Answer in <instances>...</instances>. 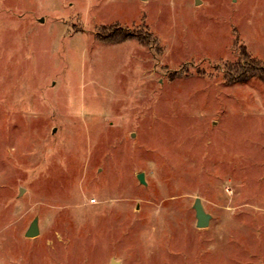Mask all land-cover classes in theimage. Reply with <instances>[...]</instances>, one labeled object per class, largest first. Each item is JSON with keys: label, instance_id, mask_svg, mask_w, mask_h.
Returning a JSON list of instances; mask_svg holds the SVG:
<instances>
[{"label": "rangeland", "instance_id": "374dc122", "mask_svg": "<svg viewBox=\"0 0 264 264\" xmlns=\"http://www.w3.org/2000/svg\"><path fill=\"white\" fill-rule=\"evenodd\" d=\"M251 59L264 0H0V264H264Z\"/></svg>", "mask_w": 264, "mask_h": 264}, {"label": "water", "instance_id": "95a60500", "mask_svg": "<svg viewBox=\"0 0 264 264\" xmlns=\"http://www.w3.org/2000/svg\"><path fill=\"white\" fill-rule=\"evenodd\" d=\"M197 1L198 0H195V3ZM136 177L141 184H145L143 173H138ZM193 209L195 211L196 226L198 228H206L209 224L211 216L210 214L205 212L204 207L199 198H195L194 203H193ZM38 234H39L38 220L37 218H35L31 222L27 232L25 233V236L35 237V236H38Z\"/></svg>", "mask_w": 264, "mask_h": 264}, {"label": "trees", "instance_id": "16d2710c", "mask_svg": "<svg viewBox=\"0 0 264 264\" xmlns=\"http://www.w3.org/2000/svg\"><path fill=\"white\" fill-rule=\"evenodd\" d=\"M116 33H113V35L115 36ZM128 38V35H126L125 33H120L119 35H116L114 42L116 41H123L126 40ZM258 65V63L251 59L249 60V62L245 65V68H241L239 70V78L236 79L237 80H245L251 77H258L261 80H264V66L258 67L256 66ZM239 69V68H238Z\"/></svg>", "mask_w": 264, "mask_h": 264}]
</instances>
